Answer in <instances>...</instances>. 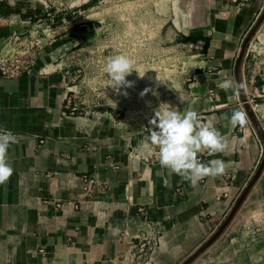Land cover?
<instances>
[{
  "label": "crops",
  "instance_id": "crops-1",
  "mask_svg": "<svg viewBox=\"0 0 264 264\" xmlns=\"http://www.w3.org/2000/svg\"><path fill=\"white\" fill-rule=\"evenodd\" d=\"M262 1L178 0L163 22V42H172L173 51L196 46L184 57L181 85L172 92L177 110H196L225 141L222 152L199 154L205 163L223 160L225 172L192 184L159 160L145 163L134 155L151 127L143 131L114 112L79 111L71 103L69 70L60 63L86 24L74 27L71 18L35 0H0V48L11 34L36 25L56 32L30 72L0 73V129L18 136L6 154L13 174L0 184V264H123L124 243L152 223L162 227L154 264H180L216 231L263 150L235 76ZM256 40L264 42V21L242 66L244 94L256 95L264 131V82L252 79ZM225 80L232 86L220 87ZM235 111L244 114L243 124L233 123ZM84 178L92 180L88 188ZM256 209L264 213V171L219 238L190 264H233L226 244L258 234L253 221L264 223V216Z\"/></svg>",
  "mask_w": 264,
  "mask_h": 264
},
{
  "label": "rangeland",
  "instance_id": "rangeland-1",
  "mask_svg": "<svg viewBox=\"0 0 264 264\" xmlns=\"http://www.w3.org/2000/svg\"><path fill=\"white\" fill-rule=\"evenodd\" d=\"M35 1L55 14L71 18L74 27L87 26L77 32L76 45L60 61L61 67L69 70V99L79 111L114 112L127 126L144 131L151 127L148 122L161 103L177 107L179 100L174 99L176 95L172 92L181 85L182 61L192 54V49L188 45L178 49V53L173 51L172 42H163L162 25L172 15L173 9L178 8V0ZM263 9L264 0L258 17ZM252 44L255 47H251L250 53L256 55L253 69L256 65V69L262 71L264 42L256 40ZM118 54L131 58L138 73L146 70L142 78L134 70L126 77L132 86L119 91L109 86L108 75L104 73L109 58ZM145 88L149 91L141 95ZM262 156L263 150L259 163ZM256 210L258 215L264 216L259 209ZM253 223L258 224V234L240 242H227L225 255L229 256V262L264 264V223L261 220Z\"/></svg>",
  "mask_w": 264,
  "mask_h": 264
},
{
  "label": "clouds",
  "instance_id": "clouds-1",
  "mask_svg": "<svg viewBox=\"0 0 264 264\" xmlns=\"http://www.w3.org/2000/svg\"><path fill=\"white\" fill-rule=\"evenodd\" d=\"M135 70L138 77H143L146 70L138 73L134 61L118 54L109 58L104 68L108 75L109 86L119 91L121 88L132 86L126 77ZM232 82L225 80L220 84L222 88H229ZM149 91L145 88L141 95ZM126 95V93H124ZM233 123L243 124L244 114L235 111ZM151 129L148 131L147 142L143 148L148 156H158L159 163L171 172L184 176L192 184L207 176H218L225 172V162L220 159L203 162L199 154L207 150L209 154L222 152L225 141L221 133L209 122L203 123L200 114L194 109L183 112L168 103H161L154 109V115L149 120ZM17 141L16 135L7 129H0V184L5 183L13 174L14 169L8 163L6 154L9 147ZM118 229L114 230V233Z\"/></svg>",
  "mask_w": 264,
  "mask_h": 264
},
{
  "label": "built area",
  "instance_id": "built-area-1",
  "mask_svg": "<svg viewBox=\"0 0 264 264\" xmlns=\"http://www.w3.org/2000/svg\"><path fill=\"white\" fill-rule=\"evenodd\" d=\"M56 36L55 30L51 27L41 28L36 25L33 29L24 32L11 34L7 42L0 48V73L7 78L18 77L30 72L32 67L42 56L45 46L53 41ZM190 48H196L189 44ZM259 76L264 80V70L253 69L252 79ZM256 95L247 97L254 113L256 108ZM75 109V108H73ZM14 133V132H13ZM18 138L17 134L14 133ZM147 134L143 135L139 143L133 149L134 155L145 163L158 161V156L153 154L148 156L143 148L147 142ZM85 188H88L92 180L84 178ZM162 227L157 223H152L148 231L139 232L133 235L129 241L124 243V248L120 249L119 256L123 264H154L156 252L159 248V238Z\"/></svg>",
  "mask_w": 264,
  "mask_h": 264
},
{
  "label": "water",
  "instance_id": "water-1",
  "mask_svg": "<svg viewBox=\"0 0 264 264\" xmlns=\"http://www.w3.org/2000/svg\"><path fill=\"white\" fill-rule=\"evenodd\" d=\"M263 20H264V9H263L262 13L260 14V16L258 17L255 24L253 25L250 32L245 37V39H244V41L240 47L239 53L237 55L236 64H235V76H236V81H237L239 91H240V95H241V101H242L243 106L245 108V111H246L256 133L258 134V136L262 142V145H263L262 159H261L255 173L250 178L249 182L245 186V188L242 191V193L240 194L239 198L234 203V205L232 206V208L228 212L227 216L225 217L223 222L219 225V227L216 229V231H214V233L204 243H202L193 253H191L180 264L192 263L198 256H200L209 246H211L219 238V236L222 234V232L225 230V228L227 227L229 222L234 217L235 213L238 211L239 207L241 206V204L245 200L246 196L248 195V193L250 192V190L252 189V187L254 186L255 182L257 181V179L259 178V176L261 175V173L264 169V131H263V129H262V127H261L250 103L248 102L246 95L244 94V86H243V81H242V66H243V62H244V58L246 55V51H247L249 42L252 39L254 33L257 31V29L261 25Z\"/></svg>",
  "mask_w": 264,
  "mask_h": 264
}]
</instances>
